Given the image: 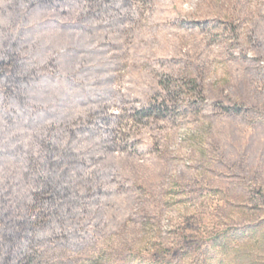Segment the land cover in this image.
I'll list each match as a JSON object with an SVG mask.
<instances>
[{"label": "rangeland", "instance_id": "374dc122", "mask_svg": "<svg viewBox=\"0 0 264 264\" xmlns=\"http://www.w3.org/2000/svg\"><path fill=\"white\" fill-rule=\"evenodd\" d=\"M27 2L0 0V234L32 225V264H264V0H123L100 40ZM52 135L90 185L41 228Z\"/></svg>", "mask_w": 264, "mask_h": 264}, {"label": "trees", "instance_id": "16d2710c", "mask_svg": "<svg viewBox=\"0 0 264 264\" xmlns=\"http://www.w3.org/2000/svg\"><path fill=\"white\" fill-rule=\"evenodd\" d=\"M28 1L32 2V0ZM51 2H54V5H56L55 7L60 6L61 4L69 8L72 15H76V24L79 26L81 25V27H79L80 31L87 33L91 40H100L111 35V27H113V25H115V22H118L119 19H109L107 14H109L110 12H118L119 7L123 3V0H34V3L30 4V6L34 7L36 3L47 4ZM82 25H85V27ZM112 36L113 38H117L116 34ZM4 45L5 44L1 42L0 70L6 62L5 57L9 56L10 54V52H5L6 49ZM67 50L69 49L67 48L61 53L55 52L53 53V58H49V60L51 59L50 61L53 60L55 62L59 69L64 70L65 66L71 67V65H66V62L62 61V58L67 54ZM21 52L22 48L18 47L16 49V56H12L13 70L11 72L17 74L18 76H26L29 72L32 71L34 66L31 65V67L26 70L25 74L22 73L21 70L25 65H23L21 62ZM4 53H6V55H4ZM83 54H85V60H90L95 57V53L92 51H84ZM86 54L88 56H86ZM47 60L42 61V65L40 67H44ZM33 64L36 65L37 63ZM42 76L43 74L41 73L37 75V78L41 79ZM70 78L71 77L65 80H69ZM171 92L172 89H170V95L168 97L171 104H168L166 105V107H164V109H161L165 112L173 110L176 106V104L172 103L173 101H171L174 98V96L173 98H171ZM16 112H18V107L17 105H14V109H12L11 111L14 118L16 117ZM141 112L142 111L138 113L140 117ZM154 116L156 117L158 116V114L154 113ZM55 139L56 136L52 135V137L48 138L45 142L42 143L43 149L45 151V159L41 158L38 162L37 160L35 161L37 162V168L39 167L38 173L36 175V181H40L41 183L40 189L38 190L39 200L41 202H44L43 198L47 197L49 201H47L46 203L49 204L51 208H53L51 215H46L44 212H42V214H40L37 218L36 224L41 226V228L43 226H46L49 222L51 223L53 219L55 220V218L63 215L65 212H62L60 209L64 208L65 205L70 204L73 198L76 199V196H81L83 190H88L90 185V181L86 179L79 180L80 178H78V174L71 175V173L73 172L72 168L75 169V164L72 163V161L77 156L75 147L72 146L71 141L70 143L66 142L65 144H63L60 142H56ZM65 154H68L73 158V160L66 161L62 159L61 156ZM20 164L22 163H16L17 166H19ZM19 175L23 176V173H20ZM66 209L67 208H64L62 210L66 211ZM10 223L12 222L9 221L8 228L0 234V264H32L31 253L26 251L27 248H25L24 241V238L29 239L28 237H25L24 231L32 230V225L28 226V224L24 222H18L17 224L19 225V228L15 229L13 226L14 224Z\"/></svg>", "mask_w": 264, "mask_h": 264}]
</instances>
